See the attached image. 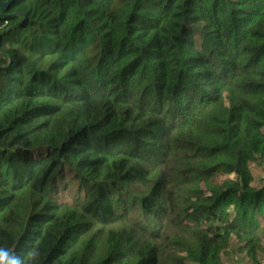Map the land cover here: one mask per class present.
Returning <instances> with one entry per match:
<instances>
[{
  "label": "trees",
  "instance_id": "trees-1",
  "mask_svg": "<svg viewBox=\"0 0 264 264\" xmlns=\"http://www.w3.org/2000/svg\"><path fill=\"white\" fill-rule=\"evenodd\" d=\"M252 165L264 0L0 7V247L22 264H259Z\"/></svg>",
  "mask_w": 264,
  "mask_h": 264
},
{
  "label": "rangeland",
  "instance_id": "rangeland-1",
  "mask_svg": "<svg viewBox=\"0 0 264 264\" xmlns=\"http://www.w3.org/2000/svg\"><path fill=\"white\" fill-rule=\"evenodd\" d=\"M254 177V184L258 185L264 180V173L260 168L252 165L251 167ZM260 181V182H259ZM59 191H65L68 197L73 196L78 191V182L74 180L73 176L70 173H65L63 178L59 180ZM259 264H264V257L260 256L258 258ZM227 264H253L244 256H237L231 262Z\"/></svg>",
  "mask_w": 264,
  "mask_h": 264
},
{
  "label": "clouds",
  "instance_id": "clouds-1",
  "mask_svg": "<svg viewBox=\"0 0 264 264\" xmlns=\"http://www.w3.org/2000/svg\"><path fill=\"white\" fill-rule=\"evenodd\" d=\"M0 264H22V258L14 251L0 247Z\"/></svg>",
  "mask_w": 264,
  "mask_h": 264
},
{
  "label": "water",
  "instance_id": "water-1",
  "mask_svg": "<svg viewBox=\"0 0 264 264\" xmlns=\"http://www.w3.org/2000/svg\"><path fill=\"white\" fill-rule=\"evenodd\" d=\"M12 0H7L5 2H0V7L3 8V7H6Z\"/></svg>",
  "mask_w": 264,
  "mask_h": 264
}]
</instances>
